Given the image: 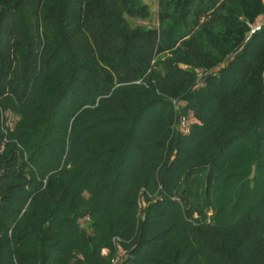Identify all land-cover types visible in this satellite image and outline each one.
<instances>
[{"label":"trees","instance_id":"trees-1","mask_svg":"<svg viewBox=\"0 0 264 264\" xmlns=\"http://www.w3.org/2000/svg\"><path fill=\"white\" fill-rule=\"evenodd\" d=\"M254 20L264 0H0V264H264Z\"/></svg>","mask_w":264,"mask_h":264},{"label":"built area","instance_id":"built-area-1","mask_svg":"<svg viewBox=\"0 0 264 264\" xmlns=\"http://www.w3.org/2000/svg\"><path fill=\"white\" fill-rule=\"evenodd\" d=\"M247 37L254 34L255 32H257L262 26H264V22L262 21H258V20H254L251 23H247ZM264 91V90H263ZM181 126L184 127L183 123H181ZM107 253L106 249H101L100 250V254L105 256ZM118 255L115 256V258L111 261L112 264L116 263V259H117Z\"/></svg>","mask_w":264,"mask_h":264},{"label":"rangeland","instance_id":"rangeland-1","mask_svg":"<svg viewBox=\"0 0 264 264\" xmlns=\"http://www.w3.org/2000/svg\"><path fill=\"white\" fill-rule=\"evenodd\" d=\"M144 2L149 6L150 11L154 14L156 10V0H144ZM153 24H155L153 20ZM14 121V118L8 117V125H11Z\"/></svg>","mask_w":264,"mask_h":264}]
</instances>
